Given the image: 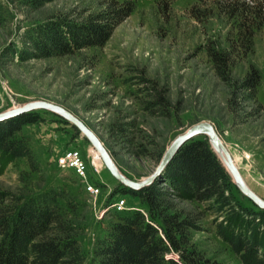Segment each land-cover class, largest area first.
Masks as SVG:
<instances>
[{"label":"rangeland","instance_id":"374dc122","mask_svg":"<svg viewBox=\"0 0 264 264\" xmlns=\"http://www.w3.org/2000/svg\"><path fill=\"white\" fill-rule=\"evenodd\" d=\"M109 1L0 0V113L36 101L66 108L95 132L120 172L137 182L154 173L179 135L209 122L249 188L264 200V29L250 35L247 17L255 8L264 10V0H139L101 47L49 56L36 49L42 27L84 23ZM215 51L227 61L224 77ZM256 72L261 81L253 90L245 83ZM32 115L34 121L16 136L28 139L39 171L26 159L0 154V191L8 199L31 198L66 187L68 199L62 203L84 264H91L96 242L118 222L111 208L117 198L144 210L146 218L148 211L75 127L49 111ZM70 148L81 152L90 178L101 187L99 197L72 171L58 168V156ZM158 184L165 199L201 227L188 231L183 253L172 251L168 259L185 251L194 264H241L216 235L226 212L213 202L181 200L167 183ZM234 194L243 206L256 209L236 184Z\"/></svg>","mask_w":264,"mask_h":264},{"label":"trees","instance_id":"16d2710c","mask_svg":"<svg viewBox=\"0 0 264 264\" xmlns=\"http://www.w3.org/2000/svg\"><path fill=\"white\" fill-rule=\"evenodd\" d=\"M138 1L110 0L84 23L46 25L39 32L40 40L34 41L36 49L49 56L101 47L134 12ZM234 10H227L232 17L236 15ZM247 17L253 26L250 35L264 29L263 9L255 8ZM212 56L223 64L219 75L224 77L226 59L220 58L217 51ZM260 81L256 72L245 86L256 90ZM32 117L27 113L0 123V154L10 160L26 159L32 170L39 171L40 162L28 139L16 136L24 125L34 121ZM159 181L167 183L181 200L218 205L226 216L217 224L216 235L229 245L241 264H264V210L254 205L256 209L247 208L239 202L235 184L205 137L184 145L152 185L140 191L129 190L141 199L147 218L140 211L115 212L118 222L110 224L96 242L91 264H194L185 251L179 259L167 258L172 251L183 253L182 246L190 243L188 231H200L201 227L165 199ZM67 199L66 187H51L31 198L9 195L8 199V194L0 191V264H84L85 253L62 203ZM6 200L9 203L5 204ZM67 206L74 205L67 202Z\"/></svg>","mask_w":264,"mask_h":264},{"label":"water","instance_id":"95a60500","mask_svg":"<svg viewBox=\"0 0 264 264\" xmlns=\"http://www.w3.org/2000/svg\"><path fill=\"white\" fill-rule=\"evenodd\" d=\"M40 110L52 112L75 127L82 134V136L89 141L91 146L99 152L104 165L110 172V174L124 187L133 191H140L143 188L152 185L161 177L164 170L172 162L174 157L184 145L200 137H205L209 140V143L215 154L218 157H221L222 164L231 175L240 193L244 195L258 209L264 210V200L249 188L240 170L234 164L230 152L224 145L215 127L209 122L197 123L189 128L185 133L179 135L163 155L154 173L149 177L143 179L142 181L137 182L129 179L124 174H122V172H120L112 156L103 145L100 138L95 134V132L92 131L82 120H80L66 108L60 105H56L54 103L46 101L31 102L23 106L16 107L12 110L0 113V123L14 119L27 113H32Z\"/></svg>","mask_w":264,"mask_h":264},{"label":"built area","instance_id":"2783aa9c","mask_svg":"<svg viewBox=\"0 0 264 264\" xmlns=\"http://www.w3.org/2000/svg\"><path fill=\"white\" fill-rule=\"evenodd\" d=\"M57 166L61 170L72 171L91 196L95 198L99 197L101 194V187L90 178L88 166L80 151L73 148L63 151L57 158ZM111 208L118 213L125 211H140L145 213L144 210L138 207L129 206L126 198L122 196L112 203Z\"/></svg>","mask_w":264,"mask_h":264},{"label":"bare ground","instance_id":"6f19581e","mask_svg":"<svg viewBox=\"0 0 264 264\" xmlns=\"http://www.w3.org/2000/svg\"><path fill=\"white\" fill-rule=\"evenodd\" d=\"M96 152H97V154H98V156L101 158V156H100V154H99V152L95 149V148H93ZM94 158V157H93ZM219 158L221 159V157L219 156ZM233 159V158H232ZM101 160H102V158H101ZM103 161V160H102ZM221 161H222V159H221ZM234 161V160H233ZM94 163H95V165L97 166V167H101L97 162H96V160H95V158H94ZM104 163V162H103ZM234 164H235V162H234ZM236 165V164H235Z\"/></svg>","mask_w":264,"mask_h":264}]
</instances>
